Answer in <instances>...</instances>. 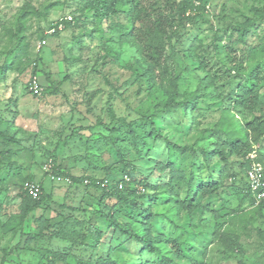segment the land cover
<instances>
[{
    "label": "rangeland",
    "instance_id": "obj_1",
    "mask_svg": "<svg viewBox=\"0 0 264 264\" xmlns=\"http://www.w3.org/2000/svg\"><path fill=\"white\" fill-rule=\"evenodd\" d=\"M80 1L0 0V64L12 56L7 55L8 51L17 44L10 30L15 31L21 7L29 2L38 11L25 22L26 54L21 66L0 72V130H8L21 141L20 146H13L21 149L14 156L18 174L6 176L0 183V264H46L43 250L57 251V264H75L77 259L94 262L99 256L108 255L113 230L107 229L100 239L93 236L84 244L56 236L40 239L36 237L38 219L59 223L67 232H86L80 222L89 219L104 230L105 224L94 215L90 217V213L98 209L107 212L114 200L105 199L100 205L101 190L85 187V182L57 181L53 179L54 169L70 179L71 176L104 178L118 166L115 163L117 150L107 137H124L129 123L139 135H147L151 128L148 116L154 118L162 136L193 146L200 164L193 165L196 160L189 153L174 151L172 156L163 138L147 137L149 142L144 147L141 142L135 145L128 140L125 172H129L132 180L124 188L129 191L136 188L153 195L155 191L145 189L142 183H166L168 171H159L156 165L158 162L166 164L169 157H173L176 167L187 177L194 175L193 192L201 181H217L218 190L203 197V207L192 214L177 211L174 199H167L163 189L157 191L159 201L146 198L144 204L157 215L159 227L161 221L177 224V227L165 226V237L178 236L184 229L204 234L209 229L213 210L218 209L219 223L225 221L222 230L231 229L239 234L238 243L243 252L227 255L225 247L216 240L207 245L198 264H264V232L258 231V228L264 229V210L260 215L256 204L244 196V159L228 154L225 161L212 152L215 142L233 135L234 120L230 115L243 123L255 116L264 117V78L253 111L234 105L232 94L252 68L262 66L259 73L264 76V0H211L205 9L207 21L187 22L180 30V38L175 42L179 51L177 72L182 62L191 69L182 71L178 95L195 91L204 74L212 80L209 87L199 90L197 108L169 114L159 113L165 96L150 89L146 80L135 78L133 67L138 53L128 44L119 43L121 30L107 40L108 36H104L106 21H99L91 10L81 12ZM69 16L74 17L75 23L70 22L57 34H47L54 21ZM249 20L254 24L241 40L233 27L249 24ZM113 21L129 24L123 15ZM193 42L200 43L199 57L191 59L186 48ZM253 46H257L258 52L251 58L248 50ZM33 78L40 85L39 94L29 89ZM224 107L230 111L228 116L222 112ZM221 120L222 125L218 124ZM218 127L222 128V133L218 131L219 138L213 133ZM1 140L0 136V147ZM137 147L141 148V156ZM254 147L261 160L258 161L264 166V136ZM202 151L209 152L208 160L202 157ZM175 155L178 158H174ZM22 177L26 179L23 182ZM27 182L41 184L49 198L42 200L41 207L19 223ZM178 193V198H183L186 192L184 189ZM171 217L173 222L169 220ZM122 218L131 221L132 228L142 233L139 222L126 216ZM157 227L152 225L153 234L159 231ZM122 249H127L123 251L124 258L132 259V254L138 253L140 247L128 240ZM180 263L188 264L186 260Z\"/></svg>",
    "mask_w": 264,
    "mask_h": 264
},
{
    "label": "trees",
    "instance_id": "obj_2",
    "mask_svg": "<svg viewBox=\"0 0 264 264\" xmlns=\"http://www.w3.org/2000/svg\"><path fill=\"white\" fill-rule=\"evenodd\" d=\"M211 0H81L80 11L91 10L93 16L99 21H106V29H104V36L107 35V40H111L112 36L118 30H121L118 41L119 43H126L130 47L134 48L138 56L135 57L136 64L133 67V74L136 79H144L150 85V89H154L165 96L162 101V109L159 113L169 114L176 111H191L197 108L196 100L199 98L198 92L204 87L210 86L212 80L211 77L204 74L200 79L198 87L195 91L189 94L182 93L178 95V80L182 71H189L191 68L187 63L182 62V67L177 72V65L179 64L175 42L180 38V30L185 26L187 22H198L199 20L207 21L208 14L206 13V5ZM36 15L38 11L29 3L26 2L20 9L17 17V26L15 31L10 30L12 39L17 43L16 46L8 51L7 55H12L2 64H0V72L10 67H19L22 63L23 55L26 54V44L24 42L25 34V22L29 15ZM123 15L128 20V25H120L118 22H114L113 19ZM61 21V19H59ZM57 20V21H59ZM108 21V23H107ZM54 21L49 28L54 26ZM64 28L70 22L75 23L74 17L72 21L66 17L62 18ZM254 21L249 20V24H238L233 29L237 30L239 39L242 40L243 36L247 33L248 27L253 25ZM48 28V29H49ZM58 31L52 33L57 34ZM48 34V33H47ZM48 34V35H52ZM200 43H191L186 50H189V57H199ZM232 50H234L233 47ZM169 49V50H168ZM258 49L257 46H253L248 50V54L251 58L255 57ZM177 56V57H176ZM262 66L252 68L247 74L246 79L237 83L232 90L234 105H238L243 109L253 111L259 100V87L261 79L264 78L261 72ZM35 70V69H34ZM180 98V99H179ZM224 107L222 112L228 116L229 110ZM233 121L234 131L232 137L223 139L222 142H215V149L213 153L219 154L222 160L227 161V155L233 154L240 156L244 159L242 165L247 168L250 166V160L247 155L255 147L264 136V117L255 116L253 119L243 123L241 120L236 119L234 115H230ZM148 122L151 125L147 135H139L136 132L132 123H129L128 131L121 138L107 137L115 147L116 161L118 164L116 169L108 171L104 178H85L71 176L72 182H85L88 179V183H83L85 187H93L101 190L102 195L99 199V204L105 199L114 200L110 205L109 210L105 212L103 209L93 210L90 217L93 215L100 219L105 225L104 230L100 229L92 223L91 220L83 221V230L79 231H64L59 223L51 224L49 219H38L39 232L36 235L37 238H53L59 237L70 240L73 243H87L93 236L100 239L104 236L107 229H111L112 235L109 244L108 255L99 256L94 262L91 260L77 259L75 264H181L180 261L186 260L188 264H198V258L201 254L205 253L207 245L213 241H220L221 245L225 247V252L232 254L233 256L242 253V247L238 243L239 234L231 229L228 232L222 230L225 221L219 223L220 213L219 210H213L212 220L210 222L209 229L204 233L189 232L184 229L178 236H166L165 226L175 223H159L157 225V215L149 210V207L144 204V200L147 201H159L160 195L158 190L163 189V193H167V199L175 201L173 204L181 212H187L192 214L201 206V199L209 194L218 190L217 181H201L198 183L195 191L193 192V180L194 175L191 174L187 177L183 170H180L175 165L173 157H169L166 164L160 162L157 163L156 168L159 171H168V181L161 185H148L142 183V186L151 188L155 192L153 195H149L145 192L137 191L133 188L132 191L124 188L132 180L129 172H125L126 168V147L127 141H132L135 145L141 142L142 147L148 144L147 137L163 138L170 146L171 155L173 152L185 154L189 153L194 161L193 165L200 164L198 157L196 156L193 146L181 145L177 141L169 139L167 136H162L161 130L157 126L153 117H147ZM223 120L218 122L222 125ZM222 133V128L218 127L214 129L213 133L217 138L218 134ZM239 136H236V135ZM0 136L2 138V147H0V183L4 182L7 177L15 176L16 163L14 156L20 153L21 149H15L13 146H20V139L15 135L9 133L8 130H0ZM125 147V149H124ZM138 148V147H137ZM257 150V149H256ZM141 156V148L139 149ZM259 152V151H258ZM202 157L209 159V152L202 151ZM259 155V153H258ZM178 158V156H174ZM260 160V157H257ZM261 161V160H260ZM57 171V172H56ZM54 169L56 175H62L61 171ZM5 172V173H4ZM3 173V174H2ZM64 174V173H63ZM128 175L130 180L125 181L124 175ZM7 176V177H6ZM69 177V176H67ZM70 178V177H69ZM22 182L25 178H21ZM106 181V183H105ZM103 183V184H102ZM119 183H122V187H119ZM41 193L38 198H32L24 191L21 204L20 213L18 215L19 223L35 209L41 207L42 200L49 198V194L44 192L41 184ZM185 189V196L178 198L179 190ZM245 197H249L255 205L260 215H263L264 200L255 202V196L252 194L248 183L246 181V188L243 191ZM163 200V199H162ZM162 200L160 202H162ZM166 200V199H165ZM105 203V201H104ZM150 206V205H149ZM122 216H126L130 220L137 221L141 224L142 233L132 228V222L124 220ZM173 222L172 217L169 219ZM16 221V220H15ZM87 223V225H86ZM61 224V223H60ZM155 224L159 231L156 234L152 233V225ZM86 226V227H85ZM258 231L264 229L258 228ZM209 234L210 236H208ZM212 234V235H211ZM131 240L139 244L140 250L136 254H132L133 258L125 259L122 249L125 246V242ZM115 243V244H114ZM201 248L203 252L200 253ZM46 255V264H57L59 260V254L57 251H44ZM200 253V254H199ZM131 256V255H130ZM125 261V262H124Z\"/></svg>",
    "mask_w": 264,
    "mask_h": 264
},
{
    "label": "built area",
    "instance_id": "obj_3",
    "mask_svg": "<svg viewBox=\"0 0 264 264\" xmlns=\"http://www.w3.org/2000/svg\"><path fill=\"white\" fill-rule=\"evenodd\" d=\"M68 20L72 21V17H68ZM64 29V23L61 21H56L54 23V26L49 28L47 30L48 34H52L56 31H60ZM29 89L34 94L40 93V85L38 81L33 78L31 81H29ZM247 158L251 161L250 166L246 170V180L248 183V186L252 192V194L255 196V202L258 203L261 200H264V166L260 161L257 160V150L254 148L249 152L247 155ZM53 179L57 181H70L71 179L67 176L62 175H56L53 176ZM123 179L125 181H129L130 178L128 175H124ZM71 182V181H70ZM89 180L85 179V183H88ZM106 183V181H105ZM103 184V183H102ZM119 187H122V183H119ZM25 191L28 195H30L32 198H38L41 190L40 185L37 182H27L25 184Z\"/></svg>",
    "mask_w": 264,
    "mask_h": 264
},
{
    "label": "clouds",
    "instance_id": "obj_4",
    "mask_svg": "<svg viewBox=\"0 0 264 264\" xmlns=\"http://www.w3.org/2000/svg\"><path fill=\"white\" fill-rule=\"evenodd\" d=\"M247 181V180H246Z\"/></svg>",
    "mask_w": 264,
    "mask_h": 264
}]
</instances>
